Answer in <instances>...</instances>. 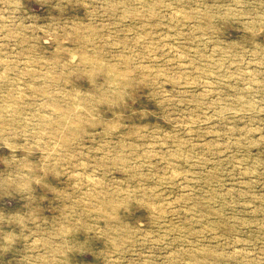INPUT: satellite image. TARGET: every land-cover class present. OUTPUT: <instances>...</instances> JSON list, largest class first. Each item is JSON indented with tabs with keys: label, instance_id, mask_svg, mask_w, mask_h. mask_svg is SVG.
Listing matches in <instances>:
<instances>
[{
	"label": "rangeland",
	"instance_id": "1",
	"mask_svg": "<svg viewBox=\"0 0 264 264\" xmlns=\"http://www.w3.org/2000/svg\"><path fill=\"white\" fill-rule=\"evenodd\" d=\"M5 129L3 231L21 237L29 194L37 211L0 264H264V0L0 3ZM22 129L62 159L45 169ZM80 160L102 183L77 185Z\"/></svg>",
	"mask_w": 264,
	"mask_h": 264
},
{
	"label": "clouds",
	"instance_id": "2",
	"mask_svg": "<svg viewBox=\"0 0 264 264\" xmlns=\"http://www.w3.org/2000/svg\"><path fill=\"white\" fill-rule=\"evenodd\" d=\"M0 3L11 6L12 0H0ZM90 6V5H86ZM159 6V2H157L154 7ZM8 130L5 129L4 131H0V136L4 135V132H7ZM113 132V129L106 130L105 135L111 136ZM10 135L15 138L17 135H22L26 140L29 138L34 139L35 143L31 144L30 147L27 148L28 154L31 155L33 150H40L45 152V161H44V167L47 169L48 162L51 161L53 163H58L59 159H62L59 155V144L56 145V147H44L42 148L41 145L43 144V136L45 133L40 132L38 130H33L32 132H28L27 130L22 129L20 133H17L15 131H12ZM105 148L108 149V151L105 152V155L103 157V166L110 168L112 171H124L129 174L133 172L136 165L135 162L129 157V155H126L124 151H116L114 149H111L110 146L105 143L102 145L101 150H104ZM77 168H83L87 170L88 168H91L92 171L85 175L81 172L74 173V177L77 181V185L81 184L85 180H90L93 184H99L102 183L101 176L98 175V173L102 174V166L100 163H97L96 166H93L91 163H86L84 160H80L78 164L75 165ZM31 172V167L28 169V173ZM28 173L21 172L17 174L16 176H10L8 183V189L10 192L13 193H20V199H24V192L25 189L30 187V185L33 183V175H30ZM36 183H41L42 178H36ZM37 209L34 206L33 199L31 195L28 196L27 201V211L24 212L23 217L20 220V227L22 229L21 231V237L23 236V231L27 229V225L29 223L35 222V212ZM15 217H11V222H15ZM3 223H4V217L0 216V240H3V245H0L5 251L8 249H11L13 245L21 238L13 236L12 234L5 233L3 231ZM42 241L37 239L33 242L31 245V249H35L39 244H41ZM26 259H30L26 257Z\"/></svg>",
	"mask_w": 264,
	"mask_h": 264
}]
</instances>
